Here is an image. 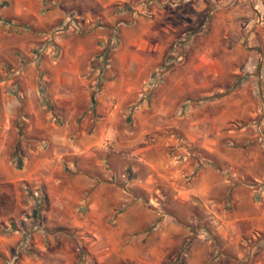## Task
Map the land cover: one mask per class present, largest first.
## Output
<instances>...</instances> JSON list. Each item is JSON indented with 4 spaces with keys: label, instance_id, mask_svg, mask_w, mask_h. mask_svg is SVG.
<instances>
[{
    "label": "rangeland",
    "instance_id": "obj_1",
    "mask_svg": "<svg viewBox=\"0 0 264 264\" xmlns=\"http://www.w3.org/2000/svg\"><path fill=\"white\" fill-rule=\"evenodd\" d=\"M70 1L95 13L64 12L57 3L61 17L51 25L19 28L0 17V214L13 213L1 222L0 264L39 262L29 260L35 245L30 234L33 209L44 210L45 191L25 178L30 149L47 150L53 132L93 136L105 124L114 125L118 139H129L130 149H149L183 173L132 186L131 194L143 198L132 200L142 213L143 264H264V182L258 180L264 181V59L252 38L256 16L262 23L264 13L255 14L256 0H247L251 14L243 23L230 20L221 29L213 28V8L197 10L189 0L167 3L166 18L180 25L172 43L146 36L154 27L146 21L156 17L162 0H119L114 11L101 12L102 2ZM147 42L158 47L153 53L167 48L148 69L141 57ZM82 49L89 58L78 56ZM118 52L132 63L128 91ZM68 65L87 70L79 77L64 70ZM69 77L72 82H63ZM111 113V122L98 119ZM249 169L253 177L246 176ZM118 257L114 253L110 261Z\"/></svg>",
    "mask_w": 264,
    "mask_h": 264
},
{
    "label": "crops",
    "instance_id": "obj_2",
    "mask_svg": "<svg viewBox=\"0 0 264 264\" xmlns=\"http://www.w3.org/2000/svg\"><path fill=\"white\" fill-rule=\"evenodd\" d=\"M69 1L0 0V17L14 19L15 25H18L19 28L20 26L28 27L29 24L51 25L55 18L61 17V13L59 11L56 13L53 8L57 3L58 9L59 7L63 8L64 12L70 9L69 11H74L77 15L84 17L89 13H95L92 8L80 6L77 2L73 4L70 1L69 3ZM118 1L92 0L91 2L93 4L95 2L97 5L102 2L101 12L104 8L114 11ZM179 1L162 0V8L156 17L146 21L147 24L154 25L151 30L146 31L147 37L158 36L159 41L168 43H172L179 37L180 25L174 21V18L169 21L165 15L166 4L170 3L169 5L174 7ZM189 1L193 2V6L197 10L208 7L216 10L212 23L214 29L225 27L230 20L243 23L245 16L251 14L247 0ZM252 5L255 14L260 11L264 13V0H256ZM45 8L46 12L42 14L41 11ZM252 14L254 13L252 12ZM256 17H258L255 22L257 29L252 34L255 45L253 50L257 57L260 56L261 59H264V31L261 29L264 27V15L262 23L258 22L262 19L259 14ZM112 18L108 17L110 21H113ZM2 33L0 30V35ZM157 49L158 47L155 48L148 42L144 47V56L141 57L143 61L147 60L146 69H148V63L151 64L150 59L166 56L167 48L153 53ZM79 54H83L81 56L86 58L90 57L84 49L78 51L80 57ZM115 56L121 60L118 70L122 74L123 88L128 91L132 88V84L131 78L126 75L131 74L132 63H128L129 56L123 52H118ZM109 66L111 65L109 64ZM139 67H142V63L139 64ZM93 69L90 67V70ZM64 70L80 77L87 69L68 65ZM72 79L69 77L68 81L63 82L70 83ZM80 81L82 84H88L82 79ZM108 82H112V80ZM100 104L99 100L97 105L100 106ZM114 117L115 115L112 113L103 117L98 115V119H105L107 123L116 118ZM106 126L105 124L102 129H95L93 136L84 133V136L80 138L73 132L64 135L53 132L49 135L50 146L47 150L30 149L29 158L26 160L28 159L31 171L25 178L29 182L38 184L37 186L41 185L45 196L44 210L41 212L42 224L37 229L34 228L30 234V238L32 234L34 235L35 245L32 256L29 255V260L36 259L35 262L39 261L37 264H116V262L143 264L147 262V258H143L142 255V253H147V246L142 240L143 235L140 230L142 228V213L140 209L132 206V200L139 201L143 198L137 194H131L132 186L147 187L153 184V181H158V175L166 177L168 173H171L172 177L178 176L177 179H179L183 173L174 163H171V160V164L165 162L149 152V149H147L148 152L130 149L129 139H118L114 136V134L116 135L114 125ZM260 160L259 163H261L264 172V156ZM173 162L175 161L173 160ZM202 167L206 170L210 166L203 165ZM254 174L249 169L246 176L253 177ZM258 178L260 182H264L263 177L258 175ZM172 185L177 186L176 179ZM209 185L212 186V183ZM131 195L133 196L131 197ZM174 196L180 198L178 193H175ZM236 197L239 198L238 195ZM262 198L264 199V192ZM261 204L262 201H259L258 210L263 207ZM263 211L262 208L261 212ZM144 213L148 215L146 211ZM12 214H0V237L3 233L2 220L10 219ZM132 217L139 219V223H133ZM144 229H146L145 226ZM15 234L16 244L20 238L18 230H15ZM137 234L139 237L136 236ZM73 246H76V252H74ZM136 250L139 251V255L133 257ZM114 253L119 254V257L117 261H110V257ZM57 259H63V261H57Z\"/></svg>",
    "mask_w": 264,
    "mask_h": 264
},
{
    "label": "trees",
    "instance_id": "obj_3",
    "mask_svg": "<svg viewBox=\"0 0 264 264\" xmlns=\"http://www.w3.org/2000/svg\"><path fill=\"white\" fill-rule=\"evenodd\" d=\"M72 19V18H71ZM73 21H77V20H74L72 19ZM78 22V21H77ZM95 25H100L99 23H96ZM42 211L39 209V207L36 205L33 209V213H32V216H33V220H34V227L35 229H37V227H39L41 225V220H42ZM16 260V259H15Z\"/></svg>",
    "mask_w": 264,
    "mask_h": 264
},
{
    "label": "built area",
    "instance_id": "obj_4",
    "mask_svg": "<svg viewBox=\"0 0 264 264\" xmlns=\"http://www.w3.org/2000/svg\"><path fill=\"white\" fill-rule=\"evenodd\" d=\"M37 193V192H36Z\"/></svg>",
    "mask_w": 264,
    "mask_h": 264
}]
</instances>
